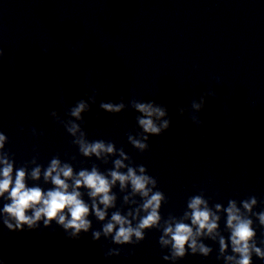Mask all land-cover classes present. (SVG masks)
<instances>
[{
    "label": "water",
    "instance_id": "1",
    "mask_svg": "<svg viewBox=\"0 0 264 264\" xmlns=\"http://www.w3.org/2000/svg\"><path fill=\"white\" fill-rule=\"evenodd\" d=\"M0 50V132L15 168L33 157L47 167L56 155L76 171L94 163L101 172L112 168L115 157L104 164L80 155L50 115L67 120L77 101L95 96L82 114L87 138L113 142L147 168L167 197L162 217L181 216L201 192L210 206L256 196L254 211H264V0H0ZM205 93L213 95L196 112L192 102ZM121 98V113L99 107ZM133 99L166 106L171 121L143 153L128 142L141 131ZM113 191L120 208L123 194ZM89 219L102 230L103 222ZM253 219L264 247V229ZM224 228L222 217L227 238ZM91 231L70 239L53 222L13 232L0 219V264H172L156 229L135 245L94 241ZM203 242L213 249L208 257L189 253L176 264L217 258L218 242ZM116 248L119 255H105Z\"/></svg>",
    "mask_w": 264,
    "mask_h": 264
},
{
    "label": "clouds",
    "instance_id": "2",
    "mask_svg": "<svg viewBox=\"0 0 264 264\" xmlns=\"http://www.w3.org/2000/svg\"><path fill=\"white\" fill-rule=\"evenodd\" d=\"M0 56L3 51L0 50ZM205 93L200 101L192 102V109L202 110L205 104ZM96 103L95 96L88 100L81 99L68 111L67 120L53 110L50 115L63 125L66 132L73 137L72 143L77 146L80 155L91 159L95 157L104 164L113 165L106 172H101L95 163L91 169L81 168L76 171L71 163L64 162L59 155L51 158L47 167L37 163V158L15 168V160L5 151L8 137L0 132V199L6 201L0 208V219L9 231H23L48 228L55 222L70 239H78L81 233L90 230L92 239L99 241L101 236L111 238L116 245L139 244L145 239V233L156 229L161 232L158 243L161 249H167L163 256L166 261L176 264L177 261L191 255L208 257L213 249L204 240L218 242L217 259L224 264H253V255L264 261V247L257 246V232L254 219L264 229V211L255 212L258 205L256 196L241 201L229 199L225 207L221 203L210 206L209 199L203 192L190 196L183 214L179 217L169 214L162 217L161 208L167 203V197L158 189L157 180L148 174L144 165H136L123 148H117L113 142L87 138L83 130V113L90 111ZM130 106L140 115L136 117L140 132L128 134V142L139 152L149 149L150 136H160L171 126L167 107L154 101H130ZM99 107L107 113H121L127 105L121 98L120 103L101 101ZM183 116L185 109H178ZM79 122V123H78ZM193 122L203 123L198 118ZM35 135V129H33ZM74 159V158H73ZM31 168L29 170V166ZM32 181L29 186L28 181ZM50 184L45 190L39 182ZM118 186L122 195V204L117 208ZM85 194L88 197L84 199ZM127 211L124 212V207ZM111 212L109 218V210ZM94 216L102 223V230H93ZM225 218L224 231L220 221ZM260 243L264 245V240ZM229 248L231 253H229ZM119 248L110 249L105 255H119Z\"/></svg>",
    "mask_w": 264,
    "mask_h": 264
}]
</instances>
